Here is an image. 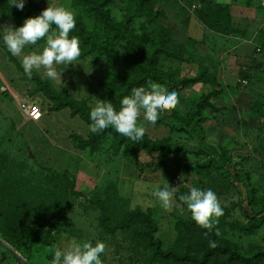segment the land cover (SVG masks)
Masks as SVG:
<instances>
[{
  "label": "rangeland",
  "instance_id": "374dc122",
  "mask_svg": "<svg viewBox=\"0 0 264 264\" xmlns=\"http://www.w3.org/2000/svg\"><path fill=\"white\" fill-rule=\"evenodd\" d=\"M34 1L48 6V0ZM144 1L139 5V0H113L109 9L116 22L131 17L133 30L138 34L143 30L150 32L154 42L166 34L164 30L171 34L172 57L162 56L158 67L173 75L174 84H158L175 91L180 104L166 112L156 126L144 121L142 115L139 121L146 128L145 136L163 140L172 149L163 168L157 166L156 153H133L127 145L118 148L119 137L108 136L95 143L97 147L92 144L97 148L95 152L85 147L81 139L88 137L89 125L79 116L72 117L69 108L54 110V103L38 91L35 81L25 76L21 66L23 54L13 57L0 41V200L27 208L47 221L53 234L46 235L44 243L22 245H14L10 238L0 234L28 264H50L57 244L66 247L72 241L97 240L107 246L103 264H141L147 256L132 250L131 243L136 241L130 233L117 238L101 236V202L111 207L117 205L113 221L130 209H150L158 226L156 237L166 248L185 250L194 237L187 229L193 221L190 212L183 210L178 198L174 207L165 211L154 196L158 188L167 184L177 187L179 194H186L193 187L212 189L224 206V215L215 224L220 236L247 252L253 245L264 247V225L250 234L236 225L247 222L243 212L264 198V71L246 72L242 59L235 55L209 54L207 48L212 45L228 48L231 42L218 39L212 32L208 37L202 33L203 25L208 30L201 24L202 0ZM51 2L71 8L76 17L84 19L88 30L94 29L95 18L88 15L86 6L78 4L79 0ZM246 11L230 8L231 16L240 17ZM0 26L19 27L15 19L1 16ZM44 46L45 42L39 41L28 46L24 54L39 52ZM183 55L185 60L178 59ZM75 63L79 64L56 66L62 74L55 80L47 78L43 68L32 76H39L53 90L67 92L92 108L106 100L118 110L122 98L117 92L126 96L133 88L125 92V85L112 80L114 69L130 80L140 73L128 45L121 40L98 62L90 55L81 56ZM244 71L250 76H243ZM199 75H204V82L177 88L183 79ZM212 78L220 82V87L215 86L219 89L216 102L230 110L217 114V118L206 109L201 116L205 121L198 117L187 124L196 103L215 89L210 83ZM243 79L248 83H243ZM24 101L41 105L44 114L39 121L29 119L21 111L19 103ZM222 147L231 156L218 167L212 150L221 151ZM42 185L56 192L58 210L37 190ZM5 202L0 201V208L6 209ZM7 222L6 219L4 223ZM3 256L6 260L0 264H18L0 245V258Z\"/></svg>",
  "mask_w": 264,
  "mask_h": 264
},
{
  "label": "trees",
  "instance_id": "16d2710c",
  "mask_svg": "<svg viewBox=\"0 0 264 264\" xmlns=\"http://www.w3.org/2000/svg\"><path fill=\"white\" fill-rule=\"evenodd\" d=\"M112 1L113 0H79L78 4L81 3L86 6L88 15H92L95 18L94 29L88 30L84 19L81 16L76 17V28L70 33L71 36H77L81 41V56L86 57L93 55L95 61L98 62L107 51L111 50L117 42L121 40L128 45L129 51L140 69V73L137 75L136 79L133 80L127 77L125 78V76L120 73L118 75L119 71L114 69L112 80H116L122 85H125V92L131 88H138L140 86L145 87L149 82L160 84L167 82L171 83L173 75L164 73L161 71V68L158 67L162 56L166 58L167 56L170 58L172 57V40L170 32L163 29L166 34H163L158 41L155 42L150 32L148 33L143 30L141 34L136 33L131 26V17L122 23L116 22L112 18L109 9V5ZM201 2H203L204 5L202 9H200V14L202 16V22L207 28L224 34L231 32L233 29V22L230 7L224 3H218L212 0H202ZM144 3V0H139V5H143ZM46 7L45 4L37 3L34 0H26L24 10L20 11L15 6H10L9 0H0V16L4 19H15L17 21V26H21L25 19L39 15ZM178 59L183 61L186 58L183 55ZM245 71L247 72V70ZM246 72L243 76H250ZM203 76L204 75H199L195 78H185L178 83L177 88H183L189 84L200 81L204 82ZM214 78H212V82L210 83L214 84V87H220L218 80ZM29 79L35 81L38 85V91L42 92L47 99H50L54 103V110L69 108L72 117L79 116L85 123L90 125L89 112L92 107H90L87 102L83 100L78 101L72 98L67 92L61 93L53 90L50 83L42 80L39 76L34 75ZM171 84H174V82ZM117 94L120 99L124 96L119 91ZM218 96L219 89L216 87L212 89L210 93L203 95L196 103L195 110L190 114L187 124L198 117L200 121H205L206 119L204 117L201 118V116L204 115L206 109H210L213 112H220L221 107H217L213 101ZM108 136L120 138L117 144L120 149L122 146L127 145L131 147L133 153L141 150L146 153L158 154L157 166L159 168H163V165L173 152L172 149L169 148L170 146L163 144V140H152L148 136H145L142 142L134 144L111 128L104 130L100 134H93L90 132L87 138L81 139V143L85 147H90L91 150L95 152L97 149L96 144L106 140ZM92 144H95L96 147L93 148ZM212 151L219 161L218 167L223 165V160L224 163H226L231 156L229 151L224 147H222L221 151L218 149ZM224 157H226V159H224ZM55 186L58 187L57 182ZM37 190L40 194L49 199L54 209H59L55 199L56 192H53L48 186L43 185L37 187ZM0 201L2 203L5 202L3 199ZM101 204L102 211L99 224L101 236L117 238L119 234L123 236L130 233L132 240L136 241L131 243L132 250H137L147 256L141 264H264L263 246L253 245L249 252L244 251L236 243L222 238L216 226L209 231L199 227L194 221L190 222L187 225V229L194 234V237L190 242V246L180 251L173 247L166 248L162 240L156 237L158 226L154 221L150 209L147 211L141 208L130 209L122 213L116 221H113V214L117 205L113 204L114 206L111 207L109 205H103V202H101ZM249 204L252 205V202ZM4 206L6 209L0 208V234L10 238L14 245H22L24 243L30 244L35 241L44 243L43 239L46 235H53L52 229L47 228V221L41 220L39 216L32 214L27 208H22L16 203L10 202H5ZM60 212L63 211L61 210ZM243 213L246 216L247 222L238 223L236 225L243 233L250 234L256 232L264 225V198L256 201L249 210ZM12 216L13 218L9 219ZM6 219L8 222L4 223ZM210 242H214L215 247L210 246ZM0 245L6 248L1 243ZM6 250L14 256L8 248H6ZM5 260V256L1 257L0 263ZM15 260L17 261L16 257ZM133 262H138V260H134ZM129 263L131 264L132 262Z\"/></svg>",
  "mask_w": 264,
  "mask_h": 264
},
{
  "label": "clouds",
  "instance_id": "9594fccd",
  "mask_svg": "<svg viewBox=\"0 0 264 264\" xmlns=\"http://www.w3.org/2000/svg\"><path fill=\"white\" fill-rule=\"evenodd\" d=\"M9 3L20 11L26 6V0H9ZM76 25V14L71 8L48 0V6L39 15L25 19L21 26H0V41L13 57L23 54L21 66L25 76L31 78L34 71L43 68L46 77L55 80L62 74L56 66L79 64L75 62L81 57V41L70 35ZM39 41L45 42L39 52L24 54L28 46L37 45ZM179 104L175 91L149 82L147 88H133L124 96L118 110L111 102L100 100L89 112V130L100 134L111 128L132 143H140L146 134V128L139 122L141 115L148 124L156 126L166 112L176 109ZM154 196L165 211L171 210L178 198L196 225L209 231L224 215V206L212 189L193 187L186 194H179L177 187L167 184L158 188ZM210 246L215 247V243L210 242ZM106 247L101 240L95 243L72 241L66 247L57 244L50 264H103Z\"/></svg>",
  "mask_w": 264,
  "mask_h": 264
},
{
  "label": "crops",
  "instance_id": "0c3cea01",
  "mask_svg": "<svg viewBox=\"0 0 264 264\" xmlns=\"http://www.w3.org/2000/svg\"><path fill=\"white\" fill-rule=\"evenodd\" d=\"M223 2L224 4L227 3L231 9L234 6L241 11H247L245 15H242L243 17H238L235 14L232 15L233 29L227 34L211 29L206 31L203 25L204 23L201 22L203 25L202 33L205 34L206 37L212 32L218 39L228 41V43L231 42L228 48H222L219 46L220 44H217L218 46L212 45L211 48H207L209 54H214L216 52L219 55H221V53L225 55H235L242 59L241 63L244 64L243 69L249 72L264 71V45L262 44L264 43V0H221L220 3ZM258 47L262 48L261 52L257 51ZM217 99L218 98L213 101L217 107H221V105L219 106L216 102ZM228 110H230V108L221 107L220 112L211 111V114L217 117V114L227 112Z\"/></svg>",
  "mask_w": 264,
  "mask_h": 264
},
{
  "label": "built area",
  "instance_id": "2783aa9c",
  "mask_svg": "<svg viewBox=\"0 0 264 264\" xmlns=\"http://www.w3.org/2000/svg\"><path fill=\"white\" fill-rule=\"evenodd\" d=\"M262 48L258 47L260 52ZM244 83H247L246 80H243ZM21 111L31 120L39 121L43 117V109L41 105L35 101H24L20 102Z\"/></svg>",
  "mask_w": 264,
  "mask_h": 264
},
{
  "label": "water",
  "instance_id": "95a60500",
  "mask_svg": "<svg viewBox=\"0 0 264 264\" xmlns=\"http://www.w3.org/2000/svg\"><path fill=\"white\" fill-rule=\"evenodd\" d=\"M0 243L2 245H4L6 248H8L14 254V256L16 257L18 263H20V264H28L27 261L22 256H20L17 253V251L10 244H8L6 241H4L1 238H0Z\"/></svg>",
  "mask_w": 264,
  "mask_h": 264
}]
</instances>
